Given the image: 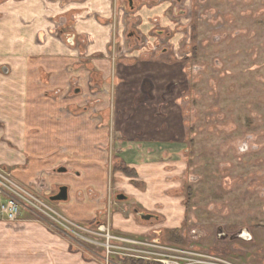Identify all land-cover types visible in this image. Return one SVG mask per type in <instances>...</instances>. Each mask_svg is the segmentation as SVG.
<instances>
[{
    "label": "rangeland",
    "instance_id": "rangeland-1",
    "mask_svg": "<svg viewBox=\"0 0 264 264\" xmlns=\"http://www.w3.org/2000/svg\"><path fill=\"white\" fill-rule=\"evenodd\" d=\"M188 2L187 6H177L180 12L182 10L179 15L187 20L175 19L177 27H181L177 32L179 36L175 39L161 37L169 38L166 49L171 53L158 60L135 62L132 74L136 80H146L153 89L175 83L167 87V95L161 94L160 103L154 106L156 112L172 122L154 120L153 130L157 128L161 135L165 131L162 128L172 125L171 129L176 130L166 140L175 143L180 152L174 156L158 154L156 160L171 157L177 162V174L173 179L177 180V186L172 194L181 196L178 206L184 215L178 228L164 230L162 223L156 224L151 215L147 220L141 219V214L149 215L150 211L136 207V221L150 229V233L140 237L121 235L158 242L161 246L192 254L220 257L234 264H264V0ZM189 12L190 18H187L185 14ZM173 40L175 51L171 50ZM153 55L157 58L162 53ZM173 61L178 64V75ZM115 67L112 75L108 74L112 78H108L109 83L113 82L110 104L102 100L97 105L100 112L95 123L106 130L105 139L99 144L104 150L100 155L108 179L102 211L109 204L114 211L124 205L125 202L117 200L118 195L127 194L119 176L132 178L125 173L130 170L122 160L124 146L117 136L122 126V113L114 98ZM110 70L108 66L107 71ZM69 89L72 91V85ZM136 106L133 105L135 109ZM11 108L12 114L23 113L22 106H0V151L14 152L22 162L0 163V174L33 194L67 222L91 228L106 225L105 221L83 224L67 217L60 207L69 202L70 196L65 202L50 200L62 186L67 187L68 195L72 190L64 182L65 176L57 173L60 167L71 176L74 169H80L68 168V163L54 159L67 155L64 146L71 139L6 136L8 122L5 119ZM82 109L86 115L81 117L80 126L95 127L88 120V105L72 109L70 116L78 115ZM55 117L54 120H60V115ZM46 162L48 167L44 166ZM134 185L144 190V186L135 182ZM79 194V198L97 199V194L91 190ZM8 196L10 194L3 191L0 204L6 203ZM32 203L35 206L21 205L18 222L26 220L54 227L67 225L37 202ZM41 209L52 217L44 215ZM121 209L132 211L123 206ZM0 221L3 220L0 218ZM114 258V262L121 264H146L127 257Z\"/></svg>",
    "mask_w": 264,
    "mask_h": 264
},
{
    "label": "crops",
    "instance_id": "crops-1",
    "mask_svg": "<svg viewBox=\"0 0 264 264\" xmlns=\"http://www.w3.org/2000/svg\"><path fill=\"white\" fill-rule=\"evenodd\" d=\"M188 1L175 0L176 4L172 0H0V106H22L23 113L29 114H12L13 108L9 109L5 134L13 138L70 137L71 141L64 146L67 155L54 159L68 163V168H80L74 169L72 176L65 168V172H57L72 187L69 202L60 207L71 220L83 224L105 221L116 233L140 237L150 233V229L136 221V207H140L149 210L164 230L179 227L184 215L178 206L181 196L172 194L177 186V180H173L177 162L171 157L156 160L158 154L174 156L180 152L175 143L166 140L176 130L171 129L172 125L162 128V135L157 128L153 130L154 120L172 122L156 112L154 106L160 103L161 94L165 96L167 87L175 83L153 89L146 80L132 76L135 62L158 60L171 53L168 49L157 58L148 50L135 49L114 66V98L122 113L117 136L124 146L125 167L135 173L132 178L119 176L128 195L118 211L110 204L101 210L108 179L100 155L104 150L99 144L103 143L106 130L80 126L85 109L74 116L60 114L59 110L82 107L84 94L110 84L107 52L111 43L122 45L124 37H147L150 44L161 37L177 38L181 27H177L175 19L187 21L180 16L182 10L177 6H187ZM124 8L131 11L129 17L123 16ZM173 62L178 75V64ZM133 105L138 106L135 109ZM58 114L60 120H54ZM78 138L83 141L78 142ZM5 152L0 151V163L22 162L14 152ZM47 165L46 162L44 166ZM134 182L144 186V190ZM83 190L94 191L97 199L79 198ZM122 206L132 213L122 210ZM90 251L59 227L26 220L0 221V264H105L102 251ZM114 260L110 264H121Z\"/></svg>",
    "mask_w": 264,
    "mask_h": 264
},
{
    "label": "built area",
    "instance_id": "built-area-1",
    "mask_svg": "<svg viewBox=\"0 0 264 264\" xmlns=\"http://www.w3.org/2000/svg\"><path fill=\"white\" fill-rule=\"evenodd\" d=\"M172 2H175V0H172ZM122 14L124 17H129L131 15V11H129L128 8H124L122 10ZM185 16L190 18V12L187 13V15L185 14ZM168 45V40L161 38H159L156 43L150 44L147 37H141L138 39L135 37L133 39L124 37V43L122 45H118L117 42H113L109 46V50L107 52V60L109 62V66H111V70L108 71V74L110 76L112 75L114 63L116 61L128 56L135 49L148 50L151 54H159L165 50ZM109 78L112 79L111 77ZM112 84L113 83L111 82L108 86L101 89H91L87 94L83 95V104L90 107L88 120L91 123L95 124L99 120L97 114L100 111H98L97 105L102 103V100H104L105 103L110 104L108 102H110V95L112 94ZM59 113L63 115L71 114L69 109L64 108L60 109ZM95 127L99 126L95 124ZM3 191L10 194L7 202L0 204V218L4 222H18V219L20 218L21 205L24 204L26 207L29 205L35 206L34 203H32V201H35L41 205V207H44V209H47L50 213L56 215L67 224H59V227L63 233L72 238L73 241L77 240L82 242V245L85 244V246H89L93 254L95 251L101 250L104 255L103 262L105 264H110L113 257H119L120 259L121 257H127V259H135L140 262H146V264H234L220 257L192 254L189 251H180L170 247L161 246V244L154 241H144L121 234L115 235L109 224L98 225L96 228L74 225L67 222L59 214H56L47 206L42 204V202L39 201L33 194L0 174V194H2ZM19 199H21L24 203L19 201ZM42 212L46 216L49 215L48 212H45L44 210H42ZM50 216L51 215H49V217ZM90 255L93 257L92 254Z\"/></svg>",
    "mask_w": 264,
    "mask_h": 264
},
{
    "label": "water",
    "instance_id": "water-1",
    "mask_svg": "<svg viewBox=\"0 0 264 264\" xmlns=\"http://www.w3.org/2000/svg\"><path fill=\"white\" fill-rule=\"evenodd\" d=\"M176 1L179 2L180 0H176ZM58 172H65V169L64 168H60L58 170ZM125 198L126 197L123 196V195H118L117 196V200H124ZM67 199H68V190H67L66 186L60 187L59 188V192L56 195H54V196H52L50 198V200L53 201V202H65V201H67ZM140 218L147 220V219L150 218V215L141 214Z\"/></svg>",
    "mask_w": 264,
    "mask_h": 264
},
{
    "label": "trees",
    "instance_id": "trees-1",
    "mask_svg": "<svg viewBox=\"0 0 264 264\" xmlns=\"http://www.w3.org/2000/svg\"><path fill=\"white\" fill-rule=\"evenodd\" d=\"M125 173L128 174V175H130V176H132V177H135V173L133 171H129V172L128 171H125ZM135 264H141V263H138L137 262Z\"/></svg>",
    "mask_w": 264,
    "mask_h": 264
}]
</instances>
